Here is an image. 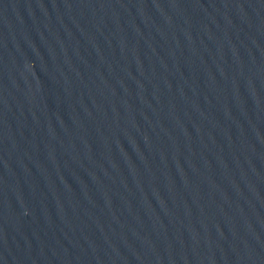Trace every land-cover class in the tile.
I'll return each instance as SVG.
<instances>
[{"label": "water", "instance_id": "95a60500", "mask_svg": "<svg viewBox=\"0 0 264 264\" xmlns=\"http://www.w3.org/2000/svg\"><path fill=\"white\" fill-rule=\"evenodd\" d=\"M0 264H264V0H0Z\"/></svg>", "mask_w": 264, "mask_h": 264}]
</instances>
